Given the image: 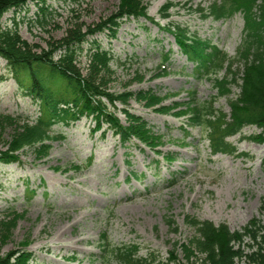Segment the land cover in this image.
Segmentation results:
<instances>
[{"label":"rangeland","instance_id":"rangeland-1","mask_svg":"<svg viewBox=\"0 0 264 264\" xmlns=\"http://www.w3.org/2000/svg\"><path fill=\"white\" fill-rule=\"evenodd\" d=\"M212 1L142 3L148 17L157 21L160 8L171 2L175 7L169 11L170 21L189 27L229 58H236L243 19L240 15L225 21L202 19L198 10ZM118 5L119 0L28 2L6 12L1 21L2 26H16L21 39L40 50L62 38L71 26L84 30L108 18ZM90 41L113 57L108 91L150 90L164 99L163 106L180 104L168 115L133 98L125 107L161 136L163 145L156 149L174 160L163 161L136 142L123 147L110 131L102 135L105 125L93 132L90 118L83 117L69 128L54 126L51 135L62 138L48 142L50 150L45 156L36 159L35 149L25 147L16 153L18 163L0 164V257L25 248L34 255L30 264H119L102 249L106 242L111 248L136 247L138 258H156L152 264H171L168 258L174 245L186 244L194 236L188 217L214 226L224 224L231 232L256 220L264 234V145L258 142L259 130L244 128V139H228L229 153L212 156L202 132L184 129L182 114L173 116L183 113L191 97L204 105L215 91L208 79L192 77L193 68L178 53L172 37L142 19L124 21L114 38L104 32L81 45L77 67L83 75ZM168 50L170 58L164 63ZM238 92L232 88L233 95ZM215 107L225 115L230 113L223 98ZM107 108L125 125L119 103L115 109ZM0 113L29 122L38 116L37 104L17 86L1 58ZM19 126L0 127V152L9 150L21 132ZM130 173L138 180L131 179ZM26 189L35 192L31 199ZM8 208L14 213L8 214ZM247 244L251 242L245 239V252ZM173 256L178 262L182 259L179 250Z\"/></svg>","mask_w":264,"mask_h":264},{"label":"trees","instance_id":"trees-1","mask_svg":"<svg viewBox=\"0 0 264 264\" xmlns=\"http://www.w3.org/2000/svg\"><path fill=\"white\" fill-rule=\"evenodd\" d=\"M28 2L38 4L43 0H0V58L6 62L8 73L17 86L37 104L38 116L29 122L20 116L0 113V127L15 123L21 125V132L12 140L9 150L0 152V164L18 163L16 153L25 147H33L35 158L40 159L50 150L49 141L62 138L51 135L54 126L69 128L83 117L94 122L93 132L105 125L102 135L110 131L123 147L136 142L168 163L174 160L172 155H164L156 149L163 145L161 136L125 107L128 100L133 98L143 103L144 107H155L157 113L168 115L179 108V103L171 107L163 106L164 99L150 90L121 94L108 91L113 74V57L95 41L89 42L86 51L85 74L77 67L81 45L88 38L104 32L114 38L122 22L139 19L155 25L172 37L178 53L187 64H191L192 77L208 79L215 91L204 105L191 97L183 106V113L173 114L176 117L182 114L183 128L199 129L213 156L229 153L231 145L228 139L241 136L246 127L259 130L258 142L264 145V0H213L206 8L198 10L202 19L213 21H225L235 15L242 17L241 42L237 57L232 59L189 27L170 21L169 11L175 7L171 2L160 8L156 21L148 17L142 0H119L116 12L108 18L84 30L80 26H71L62 38L49 41L46 49L37 50L36 46L21 39L16 26L5 27L1 21L6 12L23 8ZM40 11L45 12L43 9ZM162 21H165L163 26L160 25ZM169 54V50L164 54V63L168 62ZM233 87L238 88L237 94L231 93ZM221 98L228 104V115L215 107ZM116 103L123 107L121 111L125 125L108 111L107 105L115 109ZM130 177L138 180L133 173H130ZM26 192L28 199L35 193L29 189ZM6 212L14 213L11 208ZM186 219L194 236L186 244L174 245L173 251L169 252L168 263L237 264L240 261L242 264H264V234H261L256 220L248 222L240 231L231 232L224 224L214 226L208 221ZM167 224L172 226L173 222L168 220ZM245 239L251 242L245 245L248 249L246 252L243 247ZM102 249L119 264H152L156 261L153 256L138 258L136 247L111 248L104 242ZM178 250L182 255L180 262L173 256ZM33 259V253L22 248L0 257V264H30Z\"/></svg>","mask_w":264,"mask_h":264},{"label":"bare ground","instance_id":"bare-ground-1","mask_svg":"<svg viewBox=\"0 0 264 264\" xmlns=\"http://www.w3.org/2000/svg\"><path fill=\"white\" fill-rule=\"evenodd\" d=\"M160 1H163V0H160Z\"/></svg>","mask_w":264,"mask_h":264}]
</instances>
